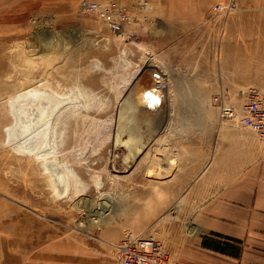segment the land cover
I'll return each instance as SVG.
<instances>
[{
	"label": "rangeland",
	"instance_id": "1",
	"mask_svg": "<svg viewBox=\"0 0 264 264\" xmlns=\"http://www.w3.org/2000/svg\"><path fill=\"white\" fill-rule=\"evenodd\" d=\"M156 1L121 0L134 16L163 5ZM225 1L183 3L188 15L219 21L214 34L198 21L197 42L176 61L200 81L173 85L167 113L139 78L171 62L144 42L137 17L113 30L80 0H0V264H119L115 244L129 233L158 236L151 223L129 226L165 196L149 178L160 164L143 161L165 153L163 125L188 131L216 111L227 121L215 94L241 99L240 88L256 85L237 73L258 37L245 26L254 27L264 0L216 9Z\"/></svg>",
	"mask_w": 264,
	"mask_h": 264
},
{
	"label": "crops",
	"instance_id": "2",
	"mask_svg": "<svg viewBox=\"0 0 264 264\" xmlns=\"http://www.w3.org/2000/svg\"><path fill=\"white\" fill-rule=\"evenodd\" d=\"M202 1L207 0H157L163 5L148 14L137 13V23L132 20L150 49L171 62L163 70L150 67L152 77L144 73L139 78L142 87L148 83L152 88L151 105L160 106L165 100L167 113L175 107L170 101L177 97L173 85L200 81L197 74L183 73L176 61L183 50L192 48L195 38L197 42L198 21L213 34L219 21L212 13L188 15L192 10L186 11L183 3ZM255 15L254 27L245 28H253L258 37L254 48L246 50L247 61L237 76L264 90V11ZM157 69L164 72L161 85L155 78H161ZM210 114L204 124L188 131L177 123L163 125L171 139L164 145L158 140L157 146L165 147V153L144 155L143 161L160 164L149 178L159 180L154 193L165 196L151 214L150 208L143 209L147 220L129 227L138 230L152 224L164 244L165 264H264V138L242 125L221 120L218 111Z\"/></svg>",
	"mask_w": 264,
	"mask_h": 264
},
{
	"label": "built area",
	"instance_id": "3",
	"mask_svg": "<svg viewBox=\"0 0 264 264\" xmlns=\"http://www.w3.org/2000/svg\"><path fill=\"white\" fill-rule=\"evenodd\" d=\"M83 11H98L110 24L113 30L120 29L119 20L131 22L135 18L131 9L121 0H80ZM147 6L148 0H141ZM235 0L218 2L216 8L228 9ZM161 85V81L158 82ZM244 102L238 106L228 101L222 94H215L214 101L219 109L221 118L253 130L259 137L264 138V90L256 85L240 88ZM119 264H165L166 251L162 240L151 229L129 233L115 244Z\"/></svg>",
	"mask_w": 264,
	"mask_h": 264
},
{
	"label": "bare ground",
	"instance_id": "4",
	"mask_svg": "<svg viewBox=\"0 0 264 264\" xmlns=\"http://www.w3.org/2000/svg\"><path fill=\"white\" fill-rule=\"evenodd\" d=\"M235 5V4H234ZM233 5V6H234ZM232 6V7H233ZM232 7H228V9L229 8H232ZM227 9V8H226ZM218 10H222V9H218ZM162 72V71H161ZM164 72H162V74H163ZM161 74V73H160ZM161 74V75H162ZM219 94H222L224 97H225V99L226 100H228V101H231V102H233V104H235L236 106H238V105H240V104H242L243 102H244V99L243 98H241V99H235V97L233 96V95H230L229 94V92L228 91H223V90H221L220 92H219ZM234 98V99H233ZM243 99V100H242ZM223 119V118H222ZM68 173V172H67ZM61 182V181H60Z\"/></svg>",
	"mask_w": 264,
	"mask_h": 264
}]
</instances>
